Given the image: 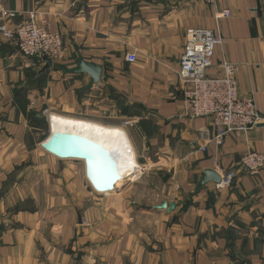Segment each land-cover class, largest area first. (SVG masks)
Segmentation results:
<instances>
[{
	"label": "crops",
	"instance_id": "crops-1",
	"mask_svg": "<svg viewBox=\"0 0 264 264\" xmlns=\"http://www.w3.org/2000/svg\"><path fill=\"white\" fill-rule=\"evenodd\" d=\"M30 12L60 33L63 57L41 71L0 37V264H264V167L239 166L246 149L264 153V123L215 145L210 119L184 114L177 74L185 29L209 27L223 38L212 73L238 63L239 93L264 116V0H0V23ZM80 59L101 68L96 82L61 69ZM43 105L124 129L138 177L96 191L82 161L42 148ZM214 160L231 186L201 180Z\"/></svg>",
	"mask_w": 264,
	"mask_h": 264
},
{
	"label": "built area",
	"instance_id": "built-area-1",
	"mask_svg": "<svg viewBox=\"0 0 264 264\" xmlns=\"http://www.w3.org/2000/svg\"><path fill=\"white\" fill-rule=\"evenodd\" d=\"M203 1L214 3L215 0ZM1 14L8 19L15 15L7 10ZM229 15L230 11L224 9L218 16ZM0 37L13 40L20 53L27 58L46 55L52 61H58L63 57L60 33L51 30L47 20L39 18L36 12H30L27 18L16 23H0ZM222 42V35L209 27H187L177 70L183 84L184 114L189 118L208 117L214 128L211 140L217 146H221L231 134L243 137L250 129L264 123V116L256 108L254 95L239 93L238 63L223 60L220 74L212 73L213 56ZM125 58L129 62L135 60L133 53H127ZM128 122L123 120L122 125ZM212 164L220 176L219 181L214 182V188L231 186L235 172L219 168L215 160ZM239 166L246 174H257L264 167V153L246 149L240 156Z\"/></svg>",
	"mask_w": 264,
	"mask_h": 264
},
{
	"label": "water",
	"instance_id": "water-1",
	"mask_svg": "<svg viewBox=\"0 0 264 264\" xmlns=\"http://www.w3.org/2000/svg\"><path fill=\"white\" fill-rule=\"evenodd\" d=\"M39 57L44 62L41 71L51 68V59L46 55ZM61 69L65 72L87 73L91 77V84L99 79L101 72L99 66L82 59L78 61L75 67ZM46 111L47 105H43L33 113L35 118L45 119L48 122L49 133L41 142L42 148L59 158H73L82 161L86 178L96 191L107 192L112 190L118 179L113 169V162L124 153V149L112 141L115 138L112 136L103 137L99 130L88 129L87 126L78 124L73 125L71 123L73 126L53 127L50 116L46 117ZM89 130L90 134L84 133V131ZM219 179V174L213 169H206L201 178L203 182H218ZM169 208H173V204H170Z\"/></svg>",
	"mask_w": 264,
	"mask_h": 264
},
{
	"label": "bare ground",
	"instance_id": "bare-ground-1",
	"mask_svg": "<svg viewBox=\"0 0 264 264\" xmlns=\"http://www.w3.org/2000/svg\"><path fill=\"white\" fill-rule=\"evenodd\" d=\"M50 118L52 122L51 125L53 127L61 126V125L73 126V125L78 124L81 126H87L88 129L94 128L96 130H99L103 137L112 136L115 139L117 138L116 141L115 139L114 140L112 139V141H114V143L121 149L123 148L124 153L123 155L120 156V158L115 159L113 162V169H114L115 175L118 178L115 184L121 183V181L125 177H134V178L138 177L140 173V166L135 159L136 155L133 151V147L124 129H122L121 127L106 126V125H102L100 123L89 121V120L66 117V116L57 115V114H51ZM84 133L88 135L90 134V130L84 131Z\"/></svg>",
	"mask_w": 264,
	"mask_h": 264
},
{
	"label": "rangeland",
	"instance_id": "rangeland-1",
	"mask_svg": "<svg viewBox=\"0 0 264 264\" xmlns=\"http://www.w3.org/2000/svg\"><path fill=\"white\" fill-rule=\"evenodd\" d=\"M132 179H133L132 177H131V178L128 177V178H125L124 181H125V180H132ZM124 181H123V182H124ZM121 183H122V182H121Z\"/></svg>",
	"mask_w": 264,
	"mask_h": 264
}]
</instances>
